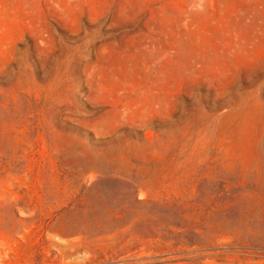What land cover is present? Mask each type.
Segmentation results:
<instances>
[{
  "label": "rangeland",
  "instance_id": "obj_1",
  "mask_svg": "<svg viewBox=\"0 0 264 264\" xmlns=\"http://www.w3.org/2000/svg\"><path fill=\"white\" fill-rule=\"evenodd\" d=\"M0 264H264V0H0Z\"/></svg>",
  "mask_w": 264,
  "mask_h": 264
}]
</instances>
